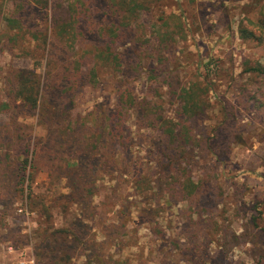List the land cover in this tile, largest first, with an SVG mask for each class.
Wrapping results in <instances>:
<instances>
[{
    "label": "rangeland",
    "instance_id": "rangeland-1",
    "mask_svg": "<svg viewBox=\"0 0 264 264\" xmlns=\"http://www.w3.org/2000/svg\"><path fill=\"white\" fill-rule=\"evenodd\" d=\"M62 1L75 2L50 3ZM97 4L86 21L94 30L77 38L76 79L65 91L66 81L58 86L44 76L47 12L34 0H0V264H89L92 255L99 264H264V75L247 71L264 63V37L258 43L239 34L253 28L248 21L264 13V0H145L147 9L128 23L110 0ZM18 16L22 32L5 21ZM108 30L119 38L111 45ZM52 47L65 62L66 49ZM108 48L118 64L92 65ZM93 69L96 83L87 85ZM15 76L57 87L44 89L53 109L48 127L32 109L8 105L22 82ZM192 84L202 113L180 119L179 94ZM115 111L129 136L123 158L117 132L104 129L101 143L93 126L110 123ZM62 119L72 125L55 138ZM166 128L173 137L158 134ZM52 137L59 147L47 142ZM164 137L168 147L182 146L179 166L157 152ZM78 141L87 156L75 153ZM33 151L21 192L18 166ZM78 158L82 171L74 169ZM187 178L191 197L180 190Z\"/></svg>",
    "mask_w": 264,
    "mask_h": 264
},
{
    "label": "trees",
    "instance_id": "trees-1",
    "mask_svg": "<svg viewBox=\"0 0 264 264\" xmlns=\"http://www.w3.org/2000/svg\"><path fill=\"white\" fill-rule=\"evenodd\" d=\"M35 6H37L38 12H47L45 13V18H48L49 25H50V34L51 37L50 39V48L47 51V62L45 65V74L44 76L47 79H52L53 81H58L56 82L58 86H61L64 84L62 81H66L65 83L70 84V87L65 89L71 90L73 82L75 81V74L72 70L74 69V64H78L80 60V51L79 50V43L77 42V38L83 39L88 32H91L94 30V26L92 25L93 22H90L88 26L86 24V21L90 18H92L98 11H100V6L97 4V0H75L73 4H65L63 1L58 3V4H52L50 3V0H34ZM111 6L119 13H125V18L124 21L128 23L130 19H135L138 17V15L145 11L147 8L145 4V0H110ZM22 4H18L17 8H22ZM21 19L18 16L14 18H6L5 21L9 24H13L17 32H22V23ZM93 19V18H92ZM127 20V21H126ZM92 23V24H91ZM248 23L253 27L252 29L244 28V27H239V34L243 40H254L258 43H261L263 41L264 37V13H261L257 19L254 21H248ZM100 34V32L98 31ZM104 37V36H103ZM36 39V38H35ZM106 42L111 45L113 40L117 41L119 38H115L113 34V30H108V35L105 37ZM55 43V45H60L61 47H64L67 52V58L65 62L58 63L56 61V54L54 53L52 45ZM109 47V46H108ZM78 49V50H77ZM75 51V52H73ZM73 52V53H72ZM113 53L110 52V48L107 50L101 51L95 56H93V64L96 65L98 62H103L107 63L108 66H115L117 65V58L112 55ZM74 58V61L69 64L70 59ZM249 73H255V74H260L264 75V63L262 65L258 64L255 67L248 68L247 70ZM92 75L86 76L85 80L87 81V85H95L96 82H91L95 80V75H94V69L91 71ZM21 73V72H19ZM28 75L33 76L32 73L28 72ZM19 77V80L22 82H15L13 86V92H14V97H12L10 100L12 102H9V106L19 109L20 107H25L27 109H32L34 113L36 114V119L38 124L40 125H45L46 127L49 126L50 119L48 117H51V111L53 110L51 106L48 105V102L50 101V95L47 93L44 89L49 88L52 91H57V87L51 84L44 85V82H24L20 76H15V79ZM27 80V79H25ZM13 82H10L9 85H12ZM72 83V84H71ZM66 85V84H65ZM199 85L198 84H192L189 87H186L180 92V119L181 117H185L184 119H195L197 118L201 113H202V106L200 100V94H199ZM62 94V92H61ZM16 99L20 101L19 104L16 105ZM122 99V98H121ZM124 105H128V107H131L134 105V102L131 100H127L124 102ZM121 101L119 102V107H122ZM3 107H7L4 105ZM138 111V118L140 120H144V118H147V115L145 114L143 110H137ZM120 113V109L118 111ZM68 117V116H67ZM117 118L118 115L112 116L110 118V123L108 124H103L102 121H94V127L98 128L99 131H101V136L99 141L102 143L104 142L103 138V130L104 129H109L108 132L110 135H113L114 132L116 131L117 134L114 135L115 140H114V147L117 148L119 151V156L123 158V154H129L128 152V139L129 136L127 135L126 131L127 128L125 127L124 124L117 125ZM48 119V120H47ZM179 119V120H180ZM77 123V122H76ZM75 123V124H76ZM60 124V129L58 132L60 134L55 137V138H62L65 134L64 131H66V126H71L72 122L68 121V123L65 125V119L60 120L58 123L55 124V127H57ZM172 125V124H171ZM170 125V126H171ZM167 125L166 127H170ZM158 134L161 136L163 133L167 137L169 136H174L175 130H171V128H166L164 129V132L161 129L160 131H157ZM162 137V136H161ZM165 138V137H164ZM117 139V140H116ZM169 139V138H167ZM53 140V141H52ZM185 140V139H184ZM53 142L54 147H59L57 145L56 139H50L47 140V142ZM186 141V140H185ZM80 143L79 148H75V153H82L85 152V156L88 155V151L81 148L83 144L82 142L78 141ZM160 144L161 142L163 143V140H159ZM165 145H163L160 149V151H157L161 153V151L164 150L165 153H168V163L170 164H175L176 166H179L181 163H183L184 159V151L182 149V146L180 144H176L174 146H167V141L165 138ZM187 143V142H185ZM63 145V142L60 144V146ZM75 146V145H74ZM106 153V151H105ZM111 156V155H110ZM107 157V156H106ZM105 157V158H106ZM35 158V151L31 153V157L24 158L23 162L18 166V173H17V183L16 185L18 186L19 190L22 192L24 189V184L28 179L31 177L30 175L27 174V169L33 170L34 166L33 165V159ZM163 160V156H162ZM161 160V154L157 160V163L160 164L162 162ZM71 164H68L66 168H69ZM138 165V164H137ZM136 166V165H134ZM80 168V171H82V166L80 163L79 158L77 159V164L74 166V169ZM142 172V170H140ZM183 176H188L186 172H182ZM184 179V178H182ZM181 182V180H180ZM193 183L191 182V179L187 178L186 182H183L181 184L180 190L182 193L185 195H191L193 194L194 190H192ZM191 197V196H189ZM99 259L92 255L91 257L89 256V264H99Z\"/></svg>",
    "mask_w": 264,
    "mask_h": 264
},
{
    "label": "crops",
    "instance_id": "crops-1",
    "mask_svg": "<svg viewBox=\"0 0 264 264\" xmlns=\"http://www.w3.org/2000/svg\"><path fill=\"white\" fill-rule=\"evenodd\" d=\"M15 264H33V260L32 259H26V258H22L20 260H18V262H16Z\"/></svg>",
    "mask_w": 264,
    "mask_h": 264
}]
</instances>
